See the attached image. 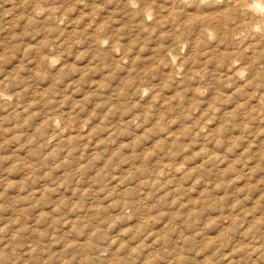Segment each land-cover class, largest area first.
I'll return each mask as SVG.
<instances>
[{"label": "rangeland", "instance_id": "1", "mask_svg": "<svg viewBox=\"0 0 264 264\" xmlns=\"http://www.w3.org/2000/svg\"><path fill=\"white\" fill-rule=\"evenodd\" d=\"M246 1L0 0V264H264Z\"/></svg>", "mask_w": 264, "mask_h": 264}, {"label": "bare ground", "instance_id": "2", "mask_svg": "<svg viewBox=\"0 0 264 264\" xmlns=\"http://www.w3.org/2000/svg\"><path fill=\"white\" fill-rule=\"evenodd\" d=\"M245 2H247L246 0H245ZM201 4V3H200ZM255 9L257 10V11H261L262 9H264V6L262 5V3L261 2H256V5H255ZM264 13V12H263ZM262 14V13H261ZM261 18V17H260ZM259 18V19H260ZM261 20V19H260Z\"/></svg>", "mask_w": 264, "mask_h": 264}]
</instances>
